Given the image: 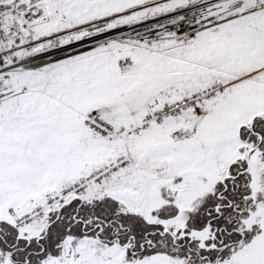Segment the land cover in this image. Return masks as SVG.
I'll return each mask as SVG.
<instances>
[{"label": "snow or ice", "instance_id": "snow-or-ice-1", "mask_svg": "<svg viewBox=\"0 0 264 264\" xmlns=\"http://www.w3.org/2000/svg\"><path fill=\"white\" fill-rule=\"evenodd\" d=\"M0 264H264V0H0Z\"/></svg>", "mask_w": 264, "mask_h": 264}]
</instances>
